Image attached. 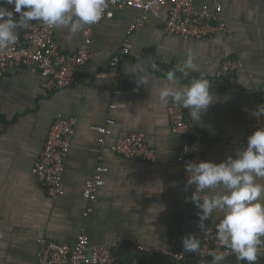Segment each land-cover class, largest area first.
<instances>
[{
    "label": "crops",
    "instance_id": "obj_1",
    "mask_svg": "<svg viewBox=\"0 0 264 264\" xmlns=\"http://www.w3.org/2000/svg\"><path fill=\"white\" fill-rule=\"evenodd\" d=\"M213 1L223 5L227 30L211 37L167 33L169 8L164 6L149 13L131 39L130 54L113 67L111 58L123 45L129 25L142 16L132 8L114 9L112 18L94 26L90 43L94 54L76 71L70 87L47 90L34 66L13 68L0 79V264H40L44 244L39 238L72 245L81 233L89 237L91 248L111 246L113 264H197L199 253H184L182 239L193 234L201 239L202 248L206 232L198 227L200 210L178 160L183 137L170 121L172 100L161 102L159 90L167 84L166 73L182 64L191 49L195 69L187 77L176 75L181 86L201 75L210 80L213 103L199 121L188 109L187 116L203 134V160L216 163L247 146L245 133L258 120L254 113L264 94V0L197 4ZM14 19L19 15L14 13ZM55 39L62 51L75 52L85 42L84 30L72 35L67 27H58ZM230 57L240 59L241 67L218 79L222 61ZM151 62L159 71L151 70ZM141 68L149 80L137 86L133 73ZM58 116L74 120V134L65 157V193L51 197L33 169ZM110 118L115 123L108 125ZM93 125L111 129L104 143ZM133 132H142L155 150L152 160L128 158L112 149L118 139ZM99 166L106 168L104 184L93 201L84 188ZM217 192L223 188L208 190L209 195ZM222 217L221 211H214L204 222L207 229L215 228ZM138 245L184 258L160 252L148 258ZM226 261L247 264L238 262L231 251ZM257 264H264V247Z\"/></svg>",
    "mask_w": 264,
    "mask_h": 264
},
{
    "label": "built area",
    "instance_id": "obj_2",
    "mask_svg": "<svg viewBox=\"0 0 264 264\" xmlns=\"http://www.w3.org/2000/svg\"><path fill=\"white\" fill-rule=\"evenodd\" d=\"M104 19L112 18L114 9L132 8L142 12V16L131 23L126 32L123 45L112 56L110 64L113 67L120 65L122 60L130 54V42L136 30L145 22L149 13L167 6L169 16L165 31L169 34L185 38L203 39L215 35L219 31L227 30V21L223 14V5L219 1L212 4H197V0H108ZM98 22V23H99ZM96 23V24H98ZM96 24L86 26L84 29L85 42L75 52L66 53L61 50L55 39L57 27H49L40 21H32L26 30L18 32L15 45L0 49V79L11 69L23 66H34L45 78L44 87L54 91L70 87L76 71L84 66L93 56L90 48L91 34ZM240 59L230 57L222 61L216 77L223 79L236 73L241 67ZM119 93V92H117ZM264 105V94L261 96L259 107ZM112 104V108H116ZM168 113L174 131L183 137V145L178 155V160L183 166L186 188L194 196L196 185L188 184L189 173L186 165L190 162L203 161L204 141L203 134L198 126L187 116V109L173 103L168 105ZM114 119L107 120V124H114ZM264 127V119L259 118L253 122L245 133V141L257 128ZM92 128L102 134L100 142H105V136L112 134L107 125H93ZM74 134V120L58 116L49 131L45 147L34 165V173L45 186L51 197L65 193L63 171L66 153L70 147ZM112 149L128 158L152 160L155 150L150 147L142 132H133L118 139ZM106 168L99 166L96 174L86 182L84 195L91 200H96L97 191L104 184L103 172ZM203 199L209 195L208 190L195 194ZM39 243L44 244L40 264H113L114 251L111 246L104 245L91 248L89 237L85 233L78 235L74 244L59 243L51 239L39 238ZM138 249L147 255L160 252L176 260H182L184 255L170 253L143 245ZM216 251L225 255L223 264H234L226 261L230 252L223 247L216 238V227H209L205 234L203 246L199 252L202 258H212L208 253Z\"/></svg>",
    "mask_w": 264,
    "mask_h": 264
},
{
    "label": "clouds",
    "instance_id": "obj_3",
    "mask_svg": "<svg viewBox=\"0 0 264 264\" xmlns=\"http://www.w3.org/2000/svg\"><path fill=\"white\" fill-rule=\"evenodd\" d=\"M5 5H12L10 10ZM109 8L108 0H0V49L15 45L18 29L27 28L32 21H40L49 27H67L76 35L86 26L98 23ZM14 13L19 19H14ZM152 71H159L155 62L150 63ZM195 69L194 55L188 50L182 64L166 73L167 84L159 90V99L189 110L192 119L199 121L200 114L213 103L210 80L201 75L189 83L179 85L177 72L187 77ZM136 84L146 85L149 74L138 69ZM259 119L264 116V105L254 113ZM188 184L196 185V192L223 188V192L205 195L203 199L193 196L198 212V227L207 231L204 223L212 219L219 210L223 217L216 224V238L220 244L236 256L238 262L257 264L261 248L264 247V127L257 128L247 138V146L238 149L235 157L228 156L219 163L203 160L186 165ZM201 239L193 234L182 239L183 251L197 254L201 250ZM211 264H223L225 255L216 251L208 253Z\"/></svg>",
    "mask_w": 264,
    "mask_h": 264
},
{
    "label": "trees",
    "instance_id": "obj_4",
    "mask_svg": "<svg viewBox=\"0 0 264 264\" xmlns=\"http://www.w3.org/2000/svg\"><path fill=\"white\" fill-rule=\"evenodd\" d=\"M143 254H145V253H143ZM146 257H148V258H151L150 256H148V255H146ZM196 262H197V264H208V262H209V260H204V259H202V257H200V256H198V257H196Z\"/></svg>",
    "mask_w": 264,
    "mask_h": 264
}]
</instances>
